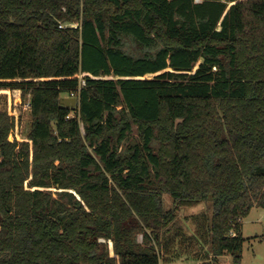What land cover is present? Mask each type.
I'll use <instances>...</instances> for the list:
<instances>
[{
  "label": "trees",
  "instance_id": "16d2710c",
  "mask_svg": "<svg viewBox=\"0 0 264 264\" xmlns=\"http://www.w3.org/2000/svg\"><path fill=\"white\" fill-rule=\"evenodd\" d=\"M8 89L32 123L13 140L0 109V264H160L180 210L210 200L200 236L242 264L264 209V0H0Z\"/></svg>",
  "mask_w": 264,
  "mask_h": 264
},
{
  "label": "rangeland",
  "instance_id": "374dc122",
  "mask_svg": "<svg viewBox=\"0 0 264 264\" xmlns=\"http://www.w3.org/2000/svg\"><path fill=\"white\" fill-rule=\"evenodd\" d=\"M63 96L77 98L74 94ZM29 97L27 96L26 100L22 98L20 90H0V109L7 110L16 118L17 126L10 135L13 140H27L31 130L32 113L31 106H28ZM163 205L166 209L174 207L170 194L163 195ZM213 209V202L210 200L198 206L183 207L180 210L181 229L172 230L176 238L171 245L170 255L163 254L160 264H234V258L230 254L214 258L211 245L204 244L205 240L200 236V233L204 234L208 231ZM201 225L203 229L200 230ZM242 235L245 238L241 254L242 264H264L263 208L254 207L244 218ZM141 240L142 236H140Z\"/></svg>",
  "mask_w": 264,
  "mask_h": 264
},
{
  "label": "water",
  "instance_id": "95a60500",
  "mask_svg": "<svg viewBox=\"0 0 264 264\" xmlns=\"http://www.w3.org/2000/svg\"><path fill=\"white\" fill-rule=\"evenodd\" d=\"M60 101L65 106L76 107L79 100L76 97H62Z\"/></svg>",
  "mask_w": 264,
  "mask_h": 264
},
{
  "label": "built area",
  "instance_id": "2783aa9c",
  "mask_svg": "<svg viewBox=\"0 0 264 264\" xmlns=\"http://www.w3.org/2000/svg\"><path fill=\"white\" fill-rule=\"evenodd\" d=\"M76 26V25H73ZM61 27H63V25H61ZM85 85V81L82 80V86ZM28 106H30V102L28 103Z\"/></svg>",
  "mask_w": 264,
  "mask_h": 264
}]
</instances>
